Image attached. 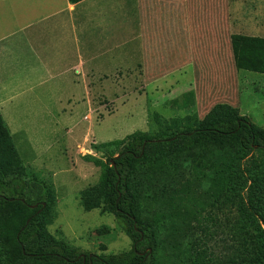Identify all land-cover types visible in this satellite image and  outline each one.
I'll list each match as a JSON object with an SVG mask.
<instances>
[{
	"label": "rangeland",
	"instance_id": "374dc122",
	"mask_svg": "<svg viewBox=\"0 0 264 264\" xmlns=\"http://www.w3.org/2000/svg\"><path fill=\"white\" fill-rule=\"evenodd\" d=\"M77 1L86 27L84 48L90 59L97 58L88 70L91 102L83 98L74 108L43 111L24 101L14 103L19 110L1 112L0 178L19 177L28 187L44 185L48 205L38 225L45 246L63 243L68 253L121 255L133 249V241L107 210L103 177L108 159L133 137L158 139L176 128L199 125L221 104L249 117L264 132V75L238 70L232 45L233 36L264 39V0H197L204 22L203 54L197 57L195 51L193 68L162 76L152 89L146 88L143 76L147 47L139 35L138 5L156 7L160 1ZM168 3L174 6L176 0ZM152 8L145 22L148 40L155 30L156 44L160 39L167 43L169 32L162 27L169 15L159 10L154 14ZM179 47L170 56L172 63L162 68L181 66ZM163 64L157 63L159 68ZM63 92L69 94L66 88ZM185 103L191 108L185 109ZM121 104L126 106L116 115ZM200 155L222 173L195 178L186 168L193 156H167L152 148L132 176L139 215L157 231L158 264H245V252H256L249 245L256 225L243 223L249 218L241 208L243 194L229 181L237 149L229 143L210 146L193 157L195 163ZM213 245L228 258L216 257ZM8 252L0 248V264H9L4 256Z\"/></svg>",
	"mask_w": 264,
	"mask_h": 264
},
{
	"label": "trees",
	"instance_id": "16d2710c",
	"mask_svg": "<svg viewBox=\"0 0 264 264\" xmlns=\"http://www.w3.org/2000/svg\"><path fill=\"white\" fill-rule=\"evenodd\" d=\"M232 45L238 70L264 75V39L233 36ZM188 96L195 95L189 93ZM184 108H191V104L185 103ZM227 143L237 149L239 156L232 160L234 165L230 170L233 172L228 175L231 177L229 181L243 194L241 208L249 217L245 216L243 223L256 225V234L249 238V245L256 252H245L244 263L264 264V132L249 117L240 116L236 110L223 104L214 108L199 125H190L183 130L176 128L158 139L133 137L116 157L108 159L103 177L106 206L124 224L133 241L130 252L95 255L80 250L68 253L63 243L45 246L38 225L46 208L43 203L48 205L44 185L34 182L28 187L19 177L10 181L0 178V215H3L0 219V248L6 252L9 250L4 255L9 264H158L157 231L152 223L140 217L137 197L131 188L137 166L148 158L152 148L160 149L167 156L186 153L198 157L197 153L207 147H224ZM193 157L186 167L193 177L203 179L222 173V168L215 166L207 156L200 155L197 163ZM35 205L38 207L32 208ZM206 236L208 240L212 239V235ZM217 249V245L211 246L216 257L228 258L219 255Z\"/></svg>",
	"mask_w": 264,
	"mask_h": 264
},
{
	"label": "crops",
	"instance_id": "0c3cea01",
	"mask_svg": "<svg viewBox=\"0 0 264 264\" xmlns=\"http://www.w3.org/2000/svg\"><path fill=\"white\" fill-rule=\"evenodd\" d=\"M158 1L160 4L156 7L147 2L141 8V1L138 5L139 35L147 47L143 72L147 89L159 85L162 76L174 77L180 68H191L195 51L197 57L203 54L201 25L204 22L197 0H176L174 6L168 3L172 0ZM80 3L77 0H0V113L19 110L22 107L18 102L24 101L43 111L65 110V106L74 108L83 98L86 103L91 102L88 70L91 61L97 58L90 59L89 49L84 48L82 29L86 27L82 28L77 10ZM150 7L154 14L159 10L169 15L165 19L168 24L162 27L169 32L167 43L160 39L156 44L155 30L148 40L150 34L145 22L151 18ZM177 45L181 66L162 68L165 62L172 63L170 56ZM160 62L164 63L162 69L157 65ZM64 88L69 94L63 92ZM126 104L118 106L115 114H121Z\"/></svg>",
	"mask_w": 264,
	"mask_h": 264
},
{
	"label": "water",
	"instance_id": "95a60500",
	"mask_svg": "<svg viewBox=\"0 0 264 264\" xmlns=\"http://www.w3.org/2000/svg\"><path fill=\"white\" fill-rule=\"evenodd\" d=\"M112 163H113V167H116L115 164H114V162H112ZM37 207H38L37 205L32 206V208H34V209L37 208ZM43 207H46V203H43Z\"/></svg>",
	"mask_w": 264,
	"mask_h": 264
}]
</instances>
